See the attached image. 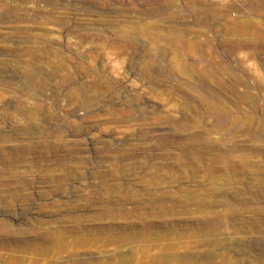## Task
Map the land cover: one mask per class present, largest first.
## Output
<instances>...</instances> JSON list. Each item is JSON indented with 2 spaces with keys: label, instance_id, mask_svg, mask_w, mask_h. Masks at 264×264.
Instances as JSON below:
<instances>
[{
  "label": "rangeland",
  "instance_id": "obj_1",
  "mask_svg": "<svg viewBox=\"0 0 264 264\" xmlns=\"http://www.w3.org/2000/svg\"><path fill=\"white\" fill-rule=\"evenodd\" d=\"M58 262L264 264V0H0V264Z\"/></svg>",
  "mask_w": 264,
  "mask_h": 264
},
{
  "label": "bare ground",
  "instance_id": "obj_2",
  "mask_svg": "<svg viewBox=\"0 0 264 264\" xmlns=\"http://www.w3.org/2000/svg\"><path fill=\"white\" fill-rule=\"evenodd\" d=\"M44 250H45V251H44L43 253L46 254V253L48 252V250H49L48 245L44 247ZM58 264H60V262H58Z\"/></svg>",
  "mask_w": 264,
  "mask_h": 264
}]
</instances>
